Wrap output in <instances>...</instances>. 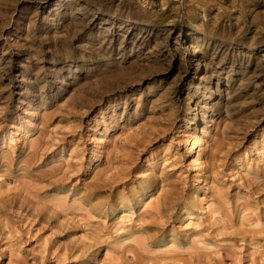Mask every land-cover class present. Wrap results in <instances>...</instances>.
I'll return each mask as SVG.
<instances>
[{"label": "rangeland", "instance_id": "374dc122", "mask_svg": "<svg viewBox=\"0 0 264 264\" xmlns=\"http://www.w3.org/2000/svg\"><path fill=\"white\" fill-rule=\"evenodd\" d=\"M0 264H264V0H0Z\"/></svg>", "mask_w": 264, "mask_h": 264}, {"label": "bare ground", "instance_id": "6f19581e", "mask_svg": "<svg viewBox=\"0 0 264 264\" xmlns=\"http://www.w3.org/2000/svg\"><path fill=\"white\" fill-rule=\"evenodd\" d=\"M120 75V74H119ZM114 76V75H113ZM115 77V76H114ZM107 78V77H106ZM113 79V77L111 78V80ZM137 81V80H136ZM99 84V83H98ZM111 90V89H110ZM113 92V91H112ZM151 134V133H150ZM131 143V142H130ZM132 145V144H131ZM130 147V146H129ZM115 157V156H114ZM116 158V157H115Z\"/></svg>", "mask_w": 264, "mask_h": 264}]
</instances>
